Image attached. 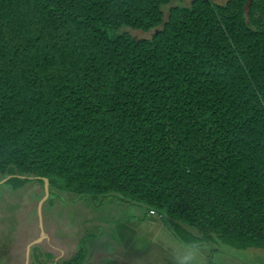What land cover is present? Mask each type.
Wrapping results in <instances>:
<instances>
[{
  "label": "trees",
  "instance_id": "trees-1",
  "mask_svg": "<svg viewBox=\"0 0 264 264\" xmlns=\"http://www.w3.org/2000/svg\"><path fill=\"white\" fill-rule=\"evenodd\" d=\"M172 1L0 0V176L264 249V0Z\"/></svg>",
  "mask_w": 264,
  "mask_h": 264
},
{
  "label": "rangeland",
  "instance_id": "rangeland-1",
  "mask_svg": "<svg viewBox=\"0 0 264 264\" xmlns=\"http://www.w3.org/2000/svg\"><path fill=\"white\" fill-rule=\"evenodd\" d=\"M191 2L173 0L165 6V12L172 5ZM132 33L137 37L150 35L140 31ZM5 177L0 176V181ZM134 204L137 203L123 200L117 194L96 200L50 189L46 195L45 181L37 179H31L18 189L8 183L0 184V264H37L36 252H40L47 262L49 259L43 256L45 252L41 249L46 231L53 235L51 238L60 234L65 242H69L76 239L80 230L86 233L99 231L93 224L102 218L107 221L120 214H129ZM117 207L122 208L120 213H113ZM149 242L153 247L158 244L152 240ZM201 248L207 264H264V249H237L222 242L205 243ZM187 257L191 258L190 264L203 263L200 253L191 251ZM177 264H182V261Z\"/></svg>",
  "mask_w": 264,
  "mask_h": 264
},
{
  "label": "crops",
  "instance_id": "crops-1",
  "mask_svg": "<svg viewBox=\"0 0 264 264\" xmlns=\"http://www.w3.org/2000/svg\"><path fill=\"white\" fill-rule=\"evenodd\" d=\"M115 209L113 213H120L122 208ZM131 209L127 215L120 214L107 221L102 218L93 224L99 231L86 233L80 230L76 239L69 242H65L60 234L51 238L53 235L46 231L41 249L51 253L53 258L44 261L45 264H61L74 257L81 249L84 237H87V255L82 264H177L191 251L200 253L202 264H207L201 250L203 244L183 243L164 218L148 212L141 204H134ZM151 240L158 242L156 247L150 245Z\"/></svg>",
  "mask_w": 264,
  "mask_h": 264
},
{
  "label": "water",
  "instance_id": "water-1",
  "mask_svg": "<svg viewBox=\"0 0 264 264\" xmlns=\"http://www.w3.org/2000/svg\"><path fill=\"white\" fill-rule=\"evenodd\" d=\"M13 176H14V175H8L7 177H5L3 180L0 181V184L7 183L8 180H9L11 177H13ZM39 178H40V177H39ZM43 179H44V181H45L46 195H49V193H50V180H49V178H47V177H44ZM40 239H42V237H41ZM31 245H32V244H30V246H31Z\"/></svg>",
  "mask_w": 264,
  "mask_h": 264
},
{
  "label": "clouds",
  "instance_id": "clouds-1",
  "mask_svg": "<svg viewBox=\"0 0 264 264\" xmlns=\"http://www.w3.org/2000/svg\"><path fill=\"white\" fill-rule=\"evenodd\" d=\"M191 258L190 257H186L183 259L182 264H190Z\"/></svg>",
  "mask_w": 264,
  "mask_h": 264
}]
</instances>
